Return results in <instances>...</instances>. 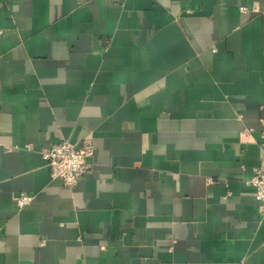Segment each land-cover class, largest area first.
Returning a JSON list of instances; mask_svg holds the SVG:
<instances>
[{
    "label": "crops",
    "instance_id": "0c3cea01",
    "mask_svg": "<svg viewBox=\"0 0 264 264\" xmlns=\"http://www.w3.org/2000/svg\"><path fill=\"white\" fill-rule=\"evenodd\" d=\"M262 119L264 0H0V264H264Z\"/></svg>",
    "mask_w": 264,
    "mask_h": 264
},
{
    "label": "built area",
    "instance_id": "2783aa9c",
    "mask_svg": "<svg viewBox=\"0 0 264 264\" xmlns=\"http://www.w3.org/2000/svg\"><path fill=\"white\" fill-rule=\"evenodd\" d=\"M249 8L242 6L241 13L248 12ZM264 124V119H262ZM252 128L248 130L251 132ZM260 148L262 151L261 162L253 168V176L249 183L255 188V199L258 202V211L264 214V130L261 132ZM94 154V143L90 136H87L80 143H72L69 140H62L48 147L42 152L43 158L47 161L51 178L61 180L64 185L75 188L83 177L91 170L90 158ZM35 196L27 193H20L16 198L17 210L29 206Z\"/></svg>",
    "mask_w": 264,
    "mask_h": 264
}]
</instances>
